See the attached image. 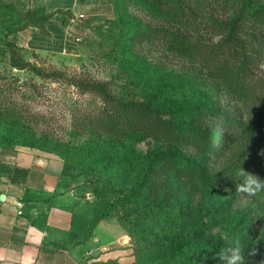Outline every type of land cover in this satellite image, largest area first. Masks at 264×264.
Returning a JSON list of instances; mask_svg holds the SVG:
<instances>
[{
  "label": "rangeland",
  "instance_id": "rangeland-1",
  "mask_svg": "<svg viewBox=\"0 0 264 264\" xmlns=\"http://www.w3.org/2000/svg\"><path fill=\"white\" fill-rule=\"evenodd\" d=\"M47 1L0 0V91L11 95L13 102L25 105L35 125L33 129L0 118V138L4 134L27 138L47 133L61 139L66 145L61 149L66 185L75 190L77 206L88 207L90 230L102 220L122 230L123 249H126L122 264H218L215 254L208 257L204 249L214 248L217 242L226 240L227 235L221 230L204 234L199 231L193 239V226L209 223L213 216L218 217L221 224L238 226V216L224 211L218 213L223 207L221 204L230 196L205 190L190 205L192 192L178 188V182L171 178L167 189L180 196L172 198L170 207L161 212L158 203L130 193L133 187L138 188L139 168L109 167V170L122 169L119 173L121 186L109 178L110 171L102 170L96 160L88 163V159L106 153L105 150L82 148L90 139L102 134L98 127L103 121L104 104L98 96L83 92L72 80L82 77L106 82L119 100L150 102L167 111L166 119L175 121L181 128L190 122L192 110L200 111L206 105L227 108L242 120V125L252 126L242 133V142L234 153L261 162L258 175L264 178V136L260 135L264 122L259 120L264 99V60L254 66L247 77L254 98H238L236 93L210 79L195 80L187 63L162 48L146 44L143 49L129 50L128 38L141 32L137 23L149 22L150 18L134 0H110L115 9L114 17L88 22L82 30L80 54L20 53L25 61L55 76H39L31 67L15 69L5 44L9 33L23 26L29 17L34 19L47 13ZM239 131L242 127L238 126L228 132L231 137H237ZM136 147L139 152L146 153L148 147L167 150L169 143L164 138L147 139L138 142ZM173 149L183 159H192L190 151L180 146ZM213 167L221 169L224 161L209 162V170ZM242 197V203L236 206L241 209L239 212L254 211L257 217V224L245 228L240 237L245 264H264V252L257 245V228L264 227V201L259 200L263 206L257 208L259 201L254 197ZM101 217L105 218L100 220ZM231 241L235 243L236 239L231 237ZM253 251L255 255H250Z\"/></svg>",
  "mask_w": 264,
  "mask_h": 264
},
{
  "label": "trees",
  "instance_id": "trees-1",
  "mask_svg": "<svg viewBox=\"0 0 264 264\" xmlns=\"http://www.w3.org/2000/svg\"><path fill=\"white\" fill-rule=\"evenodd\" d=\"M134 2L143 8L150 21L137 23L141 32L128 38L129 50L143 49L146 44L157 49L162 48L187 63L195 80L210 79L236 93L238 98H254L250 88L252 85L247 80L253 67L264 60V0ZM54 15L55 13H44L34 19L28 16L23 26L12 29L9 36L33 25L43 28L44 24L53 20ZM5 44L10 52L13 68L23 70L31 67L39 76H55L47 75L43 69L25 61L20 55L24 49L14 42L7 40ZM72 82L83 92L98 96L104 104L103 121L98 127L102 134L96 139H90L82 148L105 150L106 153H101L98 158L95 156L88 159V163L96 160L102 165V170L110 171L109 178L118 183L121 182L119 173L122 169L109 170V167L120 166L123 170L132 166L139 168L138 188L133 187L130 193H135L150 203H158L161 212L170 207L172 198L180 196V193L167 189L171 178L178 182V188H186L192 192L193 200H190V205L205 190L230 196L221 204L223 207L219 208L218 213L224 211L238 216V226L221 224L216 216L209 223L193 226V239L199 231L204 234L221 230L227 235V239L222 243L217 242L214 248L212 246L204 249L208 257L234 247L240 242L245 228L257 224L254 211L241 214V209L236 207L242 203L244 195L236 191V185L243 179L240 172L247 170L258 175L261 162L257 163L247 156L244 157V154L241 156L234 153L235 148L242 142L241 135L243 137L252 128L242 125V120H238L234 112L222 106L215 108L206 105L200 111L192 110L190 122L185 128H181L175 121L166 119L167 111L150 102L119 100L106 82L82 77H74ZM10 97L7 92L0 91V118L35 129L30 110L25 105L13 102ZM262 103L259 120L264 122V99ZM238 126L242 127V131L237 132V137H231L228 131ZM260 133L264 136L263 129ZM163 138L169 143L167 150L152 147H148L146 153L137 150L138 142ZM17 146L35 147L59 156L61 149L66 147L61 139L47 133L40 136L34 134L27 138L4 134L0 138L2 148L11 149ZM176 146L190 151L192 159L189 161L179 156L173 149ZM213 161L215 164L224 161V167H213L209 170V162ZM87 170L91 171L89 168ZM122 184L123 182L120 183L121 186ZM252 197L264 201V191ZM262 206L259 201L257 208ZM104 218L101 217L100 220ZM257 236V245L264 252V227L257 228ZM231 237L236 239L235 243L231 241Z\"/></svg>",
  "mask_w": 264,
  "mask_h": 264
},
{
  "label": "crops",
  "instance_id": "crops-1",
  "mask_svg": "<svg viewBox=\"0 0 264 264\" xmlns=\"http://www.w3.org/2000/svg\"><path fill=\"white\" fill-rule=\"evenodd\" d=\"M43 28L9 36L25 52L78 55L88 22L115 15L110 0H48ZM61 156L35 147H0V264H122L123 232L110 221L90 230Z\"/></svg>",
  "mask_w": 264,
  "mask_h": 264
},
{
  "label": "clouds",
  "instance_id": "clouds-1",
  "mask_svg": "<svg viewBox=\"0 0 264 264\" xmlns=\"http://www.w3.org/2000/svg\"><path fill=\"white\" fill-rule=\"evenodd\" d=\"M240 175L243 179L236 185L237 192L252 197L256 196L260 191H264V178L247 170H242ZM249 254L255 255V252L253 251ZM215 260L218 264H245V253L239 243H237L234 247L216 252Z\"/></svg>",
  "mask_w": 264,
  "mask_h": 264
}]
</instances>
